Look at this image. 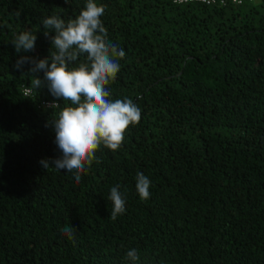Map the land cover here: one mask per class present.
<instances>
[{
    "label": "trees",
    "instance_id": "1",
    "mask_svg": "<svg viewBox=\"0 0 264 264\" xmlns=\"http://www.w3.org/2000/svg\"><path fill=\"white\" fill-rule=\"evenodd\" d=\"M86 2L0 0V264H132L131 249L136 264H264V0H95L125 52L111 99L133 100L141 119L77 183L40 165L58 156L45 125L59 109L46 88L25 93L30 64L13 65L50 57L43 20L67 22ZM23 31L35 49L17 54ZM138 172L151 181L143 201ZM117 185L125 212L113 220Z\"/></svg>",
    "mask_w": 264,
    "mask_h": 264
},
{
    "label": "clouds",
    "instance_id": "2",
    "mask_svg": "<svg viewBox=\"0 0 264 264\" xmlns=\"http://www.w3.org/2000/svg\"><path fill=\"white\" fill-rule=\"evenodd\" d=\"M104 13L103 5L87 0L74 19L65 22L56 15L45 18L43 27L53 31L45 32L44 36L50 37L55 51L45 59L18 55L13 65L20 71L30 64L28 73L32 78L25 93L30 95L33 90L46 88L54 98L46 108L59 109L45 125L54 132L58 156L42 159L40 165L70 173L77 183L96 159L97 150L101 147L113 152L119 150L129 126L141 119V109L133 100L111 99L107 86L116 79L120 71L118 60L125 52L108 40L101 19ZM36 40V34L23 31L11 43L15 52L21 54L34 51ZM40 72L42 78L35 75ZM56 101L64 102V106ZM150 185L147 176L136 174L135 189L142 201L150 198ZM119 189V185L112 187L108 197L113 220L125 212V196ZM61 231L69 240L75 239L76 229L71 225ZM126 259L136 264L140 259L137 250H129Z\"/></svg>",
    "mask_w": 264,
    "mask_h": 264
},
{
    "label": "built area",
    "instance_id": "3",
    "mask_svg": "<svg viewBox=\"0 0 264 264\" xmlns=\"http://www.w3.org/2000/svg\"><path fill=\"white\" fill-rule=\"evenodd\" d=\"M255 0H231V3L234 5H241L245 2H254ZM172 2L176 5H184V4H190V3H198V4H204V5H225L229 2V0H172Z\"/></svg>",
    "mask_w": 264,
    "mask_h": 264
}]
</instances>
